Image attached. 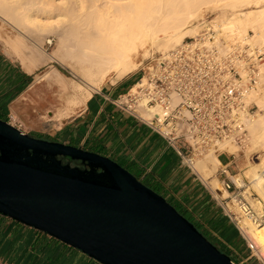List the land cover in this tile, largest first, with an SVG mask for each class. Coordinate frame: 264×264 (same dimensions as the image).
Wrapping results in <instances>:
<instances>
[{
	"label": "water",
	"instance_id": "water-1",
	"mask_svg": "<svg viewBox=\"0 0 264 264\" xmlns=\"http://www.w3.org/2000/svg\"><path fill=\"white\" fill-rule=\"evenodd\" d=\"M0 214L101 264H234L116 161L1 118Z\"/></svg>",
	"mask_w": 264,
	"mask_h": 264
},
{
	"label": "bare ground",
	"instance_id": "bare-ground-1",
	"mask_svg": "<svg viewBox=\"0 0 264 264\" xmlns=\"http://www.w3.org/2000/svg\"><path fill=\"white\" fill-rule=\"evenodd\" d=\"M210 5L217 12L212 25L215 29L237 38L248 36L251 30L254 33L252 43L264 44V0H0V20L12 18L22 29L30 27L39 34H52L58 50H64L72 58L77 70H74L75 74L78 73L83 85L70 84V92H65L66 85L59 86V89L63 88L61 93L49 94L40 102L55 104L57 118L61 119L82 106L106 80L115 82L136 71L141 64L136 61L139 50L144 51L145 58L149 57L151 50L164 54L185 37L198 35L199 21ZM45 42L52 44L51 40ZM30 46L29 56L34 50L40 52L41 59H37L41 62L56 59L55 55L47 54L41 44L31 42ZM262 64L260 73L264 70ZM53 72L62 78L56 70ZM49 76L46 72L38 79L43 81ZM259 96L256 91L250 93L251 100H257L255 103L262 106ZM62 103L64 109H61ZM247 129L252 144L249 152L263 148L264 114L256 112L247 123ZM234 147L228 142L219 144V150L228 152H234ZM208 152L195 161L193 168L201 180L208 182L212 191L220 192L216 195L225 197L223 193L226 191L220 188L215 177L221 163L214 150ZM245 168L241 175L231 177L239 185L247 177L264 199V178L261 177L264 158ZM247 225L249 230H246ZM239 226L255 240L264 255V223L255 226L243 218Z\"/></svg>",
	"mask_w": 264,
	"mask_h": 264
},
{
	"label": "built area",
	"instance_id": "built-area-1",
	"mask_svg": "<svg viewBox=\"0 0 264 264\" xmlns=\"http://www.w3.org/2000/svg\"><path fill=\"white\" fill-rule=\"evenodd\" d=\"M199 23L198 35L146 58L134 72L138 78L111 102L163 138L195 175L193 165L204 152L214 150L217 158L226 154L228 161L220 162L226 196L214 197L207 188L234 223L251 257L257 246L239 222L247 218L255 226L263 224L264 208L256 206L261 200L251 198L244 185L227 176L236 155L219 150V144L242 148L249 139L247 123L259 110L250 93L261 86L264 44L252 43L248 36H227L212 26L208 16ZM0 264L16 263L0 257Z\"/></svg>",
	"mask_w": 264,
	"mask_h": 264
},
{
	"label": "crops",
	"instance_id": "crops-1",
	"mask_svg": "<svg viewBox=\"0 0 264 264\" xmlns=\"http://www.w3.org/2000/svg\"><path fill=\"white\" fill-rule=\"evenodd\" d=\"M133 75L102 83L74 113L62 117L56 140L116 161L180 210L235 263H248L245 244L208 191V182L195 175L157 133L111 102L134 82H130ZM33 87L34 79L0 46V118L12 123L13 113L33 105ZM0 257L16 264H101L1 214ZM249 264L260 263L251 259Z\"/></svg>",
	"mask_w": 264,
	"mask_h": 264
},
{
	"label": "rangeland",
	"instance_id": "rangeland-1",
	"mask_svg": "<svg viewBox=\"0 0 264 264\" xmlns=\"http://www.w3.org/2000/svg\"><path fill=\"white\" fill-rule=\"evenodd\" d=\"M212 7L213 5L208 6V10L205 11L204 16L206 15L214 20L215 16L217 15V12L212 10L213 9ZM19 30L23 31V33H21ZM253 34L254 33L251 30L248 31V37L251 38ZM46 40H51L52 44L46 43L45 42ZM31 42L36 43V44H41L43 50L47 54L55 55L56 59H52L47 62L46 61L41 62L40 52L39 51L34 52V50H33V53L31 52L29 56L28 53L31 50L30 48ZM0 46L3 48L7 56L14 59L19 65L22 66V68L26 72L29 73L30 78L34 79V87L31 90L36 91L35 102L33 103V105H31L27 109H24V108L20 109L18 113L17 112L13 113L11 124L14 125V123H16L19 126L14 125L15 127L19 128L23 132L33 137L57 141L56 139L58 137L56 135L57 134L56 130L61 125L63 118L60 120L57 119L56 111L58 107L56 108L55 104L51 106L46 105V104L45 105L40 104V100L43 97H47L49 94L57 95L61 93V91H63V88L59 89V86L66 85L65 92H70V88H69L70 84L72 85L76 83L82 84V80L78 76V73H76L77 75L75 74L74 70H76V68L74 66V63L72 62L73 61L72 58L69 55H67L64 50H63L64 52L62 51L64 54L60 50H58V47L56 45V38L52 34L47 33V32H43V34L41 33L39 34V32L37 33L33 31L32 28L30 27L22 29L18 27L17 22L14 21L12 18H7V21L0 20ZM156 52L157 51L151 50L149 56L152 54H155ZM143 54H144L143 50H139L138 53L136 54V61H139L141 63L138 68L143 67L145 62L147 61V59L145 58V56H143ZM37 58H40V59H37ZM262 63H263L262 64V67H263L264 61H262ZM53 69L56 70L59 74H61L62 78L57 76L56 74L53 75L54 74V72L52 73ZM46 72L48 73V75H50L48 79L39 81L38 79L39 76H41L42 74ZM134 72L123 78H127L133 75ZM260 74H261V78H260L261 86L259 88V91H256V92L259 93L260 95L259 99L262 100L261 101L262 106H259L257 104L259 107V110L257 112H259L260 114H264V105H263L264 103V70H262ZM123 78H120L118 80H121ZM137 78H138V75H133L130 82L136 80ZM108 80L111 81L110 79ZM62 104H63L62 108L59 105L57 106H59L61 109H64L65 104L64 103ZM78 108L79 107H76L75 109H73V111L69 113V115L74 113ZM251 146H252L251 139H250V142L248 139L244 147L242 148L234 147L233 150H235L234 153L236 155L235 164H232L229 167V172L227 173V176L230 177L233 181H234V178L231 177V175L234 176L238 173H240L241 175V173L245 171L246 169L245 167H247L250 163L259 162L260 160L264 158L263 157L264 147L257 149L258 151L250 153L249 150L252 148ZM207 152H204L199 158H203L204 155L207 154ZM218 158L220 162L222 163H225L226 161H228L226 154H221ZM220 168L221 167H219L216 170L215 177L218 179L220 188H222L221 183H222V180L225 179V175L221 173ZM261 177L264 178V175L263 176L261 175ZM243 179L244 181L242 185H244V188L249 194L253 195L251 196V198L256 197L261 200V204H257L256 206H258V208L260 207L264 208V199H262L259 193L252 187V184L247 177H244ZM207 184L205 183V185L209 188ZM212 194L214 197L219 198L218 195L220 194V192L212 191ZM224 195L226 194L223 193V196ZM246 230H249L248 225H247ZM250 239L257 246V252H256V255H253L250 257V259L247 261L248 263H243V264H249L251 259H255L259 261L260 264H264V255L260 251L258 244L251 237ZM242 249L245 252V254L247 255L249 254L247 252L246 247H244V245Z\"/></svg>",
	"mask_w": 264,
	"mask_h": 264
},
{
	"label": "trees",
	"instance_id": "trees-1",
	"mask_svg": "<svg viewBox=\"0 0 264 264\" xmlns=\"http://www.w3.org/2000/svg\"><path fill=\"white\" fill-rule=\"evenodd\" d=\"M180 212V211H179ZM181 213V212H180ZM182 214V213H181ZM183 216H185L184 214H182ZM185 218H187V220H189L208 240L209 238L198 228V226L192 222L188 217L185 216ZM210 242H212L211 240H209ZM220 250V249H219Z\"/></svg>",
	"mask_w": 264,
	"mask_h": 264
},
{
	"label": "flooded vegetation",
	"instance_id": "flooded-vegetation-1",
	"mask_svg": "<svg viewBox=\"0 0 264 264\" xmlns=\"http://www.w3.org/2000/svg\"><path fill=\"white\" fill-rule=\"evenodd\" d=\"M1 147H2V146H1ZM62 162H63L64 164H66V163H70L71 165H74V163L70 162L67 158H62Z\"/></svg>",
	"mask_w": 264,
	"mask_h": 264
}]
</instances>
